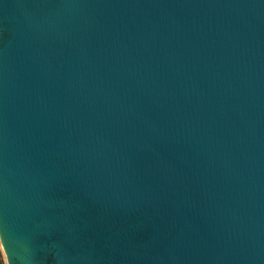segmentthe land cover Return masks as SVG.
<instances>
[{"label":"water","instance_id":"water-1","mask_svg":"<svg viewBox=\"0 0 264 264\" xmlns=\"http://www.w3.org/2000/svg\"><path fill=\"white\" fill-rule=\"evenodd\" d=\"M5 264H264V0H0Z\"/></svg>","mask_w":264,"mask_h":264},{"label":"trees","instance_id":"trees-1","mask_svg":"<svg viewBox=\"0 0 264 264\" xmlns=\"http://www.w3.org/2000/svg\"><path fill=\"white\" fill-rule=\"evenodd\" d=\"M0 264H5L1 250H0Z\"/></svg>","mask_w":264,"mask_h":264}]
</instances>
